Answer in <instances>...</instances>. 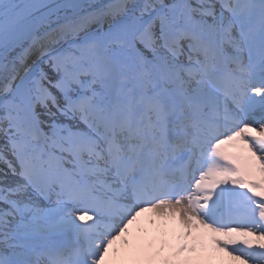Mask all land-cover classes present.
Returning <instances> with one entry per match:
<instances>
[{"label":"snow or ice","instance_id":"snow-or-ice-1","mask_svg":"<svg viewBox=\"0 0 264 264\" xmlns=\"http://www.w3.org/2000/svg\"><path fill=\"white\" fill-rule=\"evenodd\" d=\"M0 264H264V0H0Z\"/></svg>","mask_w":264,"mask_h":264}]
</instances>
